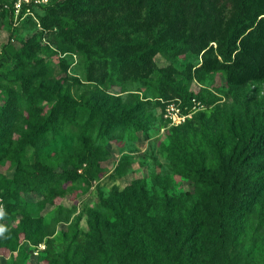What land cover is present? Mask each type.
I'll use <instances>...</instances> for the list:
<instances>
[{
	"label": "trees",
	"instance_id": "16d2710c",
	"mask_svg": "<svg viewBox=\"0 0 264 264\" xmlns=\"http://www.w3.org/2000/svg\"><path fill=\"white\" fill-rule=\"evenodd\" d=\"M5 6L0 2L1 17L8 14ZM39 20L44 29L57 28L56 38L61 42L85 53L90 61L87 81L104 92L76 99L69 89L63 92L58 81L42 78L43 73L16 77L14 83L21 92L9 93L0 108V164L8 172L0 177V220L23 219L11 237L14 245L20 243V235L26 242H39V225L28 219L24 194L52 196L75 189L85 193L104 171L106 139L118 131L151 127L155 119L144 114L145 105L163 109L173 99H181L183 104L197 99L213 105L220 100L216 94L202 88L194 95L188 88L192 81L202 86L216 73L225 80V96L264 81V0H63L47 7ZM35 50L49 54L45 45L34 41L17 50L14 58L19 65L24 61L37 65L40 59ZM4 53L0 64L12 58ZM184 54L200 62L187 65L180 78L174 64ZM157 57L167 64L158 66ZM127 80L143 83L147 94L130 93L122 99L121 82ZM37 103L51 104L47 115L37 113ZM23 107L31 113L30 119L14 140L9 129L11 115ZM125 170L119 164L115 172L120 175ZM201 177L210 182V202L202 209L213 223L215 238L204 253L184 249L198 224L179 243L155 241L154 252L129 245L125 235L115 236V245L142 259L140 264H231L227 250L240 236V216L263 189L264 111L250 117L247 135L230 147L227 158L218 159L209 176L201 173ZM113 200L119 206V198ZM191 212L194 221L195 209ZM91 229L100 245L102 233L95 219ZM60 232L73 239L76 224ZM260 264H264V253Z\"/></svg>",
	"mask_w": 264,
	"mask_h": 264
},
{
	"label": "rangeland",
	"instance_id": "374dc122",
	"mask_svg": "<svg viewBox=\"0 0 264 264\" xmlns=\"http://www.w3.org/2000/svg\"><path fill=\"white\" fill-rule=\"evenodd\" d=\"M2 1L7 5L8 14L5 12L6 16H0V59L4 58V51L12 58L0 64V108L8 101L9 93L21 92L18 83H14L18 75L29 78L43 73L42 78L58 81L62 91L69 89L76 99L104 92L94 82L87 81L86 69L90 61L85 53L56 38L57 28L47 30L41 26L39 17L46 15V8L63 0H48L41 6L23 8L16 21L12 14L13 0ZM11 36L14 37L12 42ZM34 41L45 45L49 54L35 50L40 59L37 65H29L27 61L19 65L14 53ZM155 60L158 66L167 64L160 57ZM199 62L200 59L184 54L176 59L174 66L183 78L187 65ZM33 83L37 86L39 81ZM121 84L125 91L122 99L130 93H138L140 97L147 94V87L139 81L127 80ZM202 88L216 94L220 100L206 106L201 100L194 99L199 103L195 108L193 99L185 104L181 99H173L163 109L145 105L144 114L155 119L148 130L132 128L118 131L106 139L108 158L101 164L104 171L85 193L75 189L57 191L52 196L38 192L24 194L28 219L39 225V242H26L20 235V243L14 245L11 237L23 219L15 216L0 220V264H140L142 259L115 245V236L125 235L129 245L154 252L155 241L179 243L194 231L196 224L195 235L186 240L185 251L201 254L214 245L213 223L204 217L202 209L210 202V182L202 179L201 173L209 176L218 159L227 158L230 147L247 135L250 117L264 111V81L249 84L234 96H225V80L221 73H216L202 86L192 81L188 89L196 95ZM36 105L39 115H47L51 108V104ZM171 107L173 111L177 109L178 116L182 115L183 120L179 123L174 124L164 117L166 108L173 113ZM23 108L16 109L11 115L9 129L14 140L26 129L30 119L31 113ZM56 145L59 147L60 142ZM119 164L126 168L120 175L115 172ZM5 174L8 172L0 164V177ZM262 185L263 189L240 216V236L227 250L231 264L261 262L264 253V182ZM114 197L119 198V206L114 204ZM193 209L195 220L191 221ZM93 219L101 229L100 245L93 238ZM74 223L76 236L73 239L64 237L60 230Z\"/></svg>",
	"mask_w": 264,
	"mask_h": 264
},
{
	"label": "built area",
	"instance_id": "2783aa9c",
	"mask_svg": "<svg viewBox=\"0 0 264 264\" xmlns=\"http://www.w3.org/2000/svg\"><path fill=\"white\" fill-rule=\"evenodd\" d=\"M48 0H13V10H12V13L14 14V17H15V21L21 17L20 14H21V11L23 8H26V7H36V6H41L42 4H46ZM7 8V6H5ZM193 103H194V108H195V104L198 106L199 103H195L194 99H193ZM168 106H171L168 105ZM172 109V107H171ZM167 113H164V117L167 118V119H170L172 121V123L174 122H177L179 123L180 120H183V117H180L178 116L175 112L177 111L172 109V112L170 111L169 108H166L165 110ZM178 113V111H177ZM175 124V123H174ZM0 206H2V204H0ZM3 212V208L0 207V213Z\"/></svg>",
	"mask_w": 264,
	"mask_h": 264
}]
</instances>
